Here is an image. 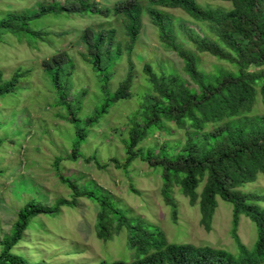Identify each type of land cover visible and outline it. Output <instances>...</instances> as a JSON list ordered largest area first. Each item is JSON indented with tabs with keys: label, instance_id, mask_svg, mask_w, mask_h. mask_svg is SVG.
Segmentation results:
<instances>
[{
	"label": "rangeland",
	"instance_id": "obj_1",
	"mask_svg": "<svg viewBox=\"0 0 264 264\" xmlns=\"http://www.w3.org/2000/svg\"><path fill=\"white\" fill-rule=\"evenodd\" d=\"M74 0H0V20L10 13H30L51 3ZM99 9L112 10L129 0H88ZM140 1V0H139ZM144 6L146 0H141ZM202 6L229 10L231 4L222 0H197ZM176 19L180 43L196 53L201 70L216 73L219 68L233 69L216 57L201 53L188 42V29L197 34L215 37L207 26L191 18L180 9L160 8ZM183 25V29H178ZM28 30L42 33L41 38L29 33L16 36L0 31V72L4 82L20 71L19 85L10 94L0 96V252L2 241L13 234L18 214L29 203L42 207H54L59 200L71 202L74 188L64 184L60 176L71 180L81 192L95 191V197L113 203L124 211L131 221H142L151 232L160 230L172 244L210 246L237 252L236 237L252 250L257 240L255 224L241 215L234 226L233 206L218 199L212 230L208 232L201 223L199 204H192L182 194L180 186H173L171 197L177 206L176 214L164 195L161 169L150 168L141 160L134 161L126 170L121 164L126 158L124 141L128 138L130 117L136 112L147 94L152 93L146 67L150 66L159 76L177 73L186 77L184 63L178 55L161 43L158 31L149 17L143 15L138 42L129 54L131 46L125 21L112 12L108 17L94 14L46 15L31 21ZM86 29L95 32L115 31L113 55L120 45L121 57L115 61L105 56L101 67L108 70L109 84L105 87L103 75L90 62L87 46L82 38ZM67 55L65 73L61 75V89L55 88L44 63L55 55ZM114 56V55H113ZM131 57V62H129ZM129 75L133 76L131 98L120 100L99 118L98 123L88 120L114 93ZM65 92V99L59 93ZM252 115L264 116L260 99ZM73 119V120H72ZM76 120V122L74 121ZM169 133L156 131L140 147L182 146L186 132L167 124ZM83 135L76 159L72 151ZM94 161H88L89 158ZM60 159L59 170L55 162ZM60 173V174H58ZM95 184H94V183ZM100 187L102 189H98ZM203 184L198 188L199 195ZM259 196L256 202L264 208V176L240 188ZM75 206H62L59 213L41 214L33 218L22 240L12 253L25 258L30 264H99L102 261L133 262L139 258L129 244V231L106 213L100 221V205L85 197H79ZM108 214L111 216L108 218ZM111 237L100 239L101 224ZM149 225V226H148Z\"/></svg>",
	"mask_w": 264,
	"mask_h": 264
},
{
	"label": "trees",
	"instance_id": "obj_2",
	"mask_svg": "<svg viewBox=\"0 0 264 264\" xmlns=\"http://www.w3.org/2000/svg\"><path fill=\"white\" fill-rule=\"evenodd\" d=\"M146 1L147 5L144 6L141 0H129L110 11H103L97 3L88 0L51 3L35 12L10 13L9 18L0 20V31H8L16 36L29 33L41 38V32L28 30L27 26L46 15L94 14L108 17L114 12L125 21L131 43L128 51L132 55L142 29L143 15L146 14L157 29L161 43L167 50L175 52L184 63L186 77L176 72L159 76L150 66L146 67L153 92L146 95L130 117L131 126L124 141V163L117 159L112 161L124 170L138 159L150 168L161 169L163 192L173 212L176 214L177 206L171 193L173 186L178 185L192 204H199L201 223L208 232L212 230L218 199L230 203L233 206L234 226H237L241 215L255 224L257 240L253 249L244 246L236 235V253L210 246L169 243L162 231L146 230V224L142 221H131L113 203L95 197V191L80 192L71 180L59 175L62 183L74 188L73 200L62 199L56 206L46 208L32 202L21 210L12 236L2 241L0 264H30L25 258L12 253L30 221L41 214L59 213L62 206H75L79 197L92 199L100 205V221H105L106 213L113 211V217L129 231L130 246L139 254V258L131 263L102 261L99 264H264V208L256 203L261 200L258 195L240 190L257 181L259 175L264 176V116L252 115L259 97L264 106V0H222L231 4L229 10L202 6L197 0ZM160 8L180 9L205 24L215 39L188 29V42L198 52L210 54L230 64L233 69L219 68L216 73L201 70L196 53L178 41L176 19ZM178 27L184 28L183 25ZM114 39V30L107 34L92 29H86L82 38L90 51V62L103 75L105 87L110 79L108 70L101 67L102 58L105 56L110 60L114 57L117 61L121 57L120 45L114 56L109 49L105 50L106 44L108 48L114 46ZM66 61L67 55L63 53L44 63L47 74L58 90L61 89L60 78L65 73ZM22 74L17 71L4 82L0 72V96L13 92ZM132 83L133 76L129 75L88 122L98 123L99 118L114 104L131 98ZM59 94L61 99H65V92ZM168 123L185 130L182 146L175 148L165 143L160 147H140L156 131L169 133ZM79 140L72 151V159L80 156L78 152L84 136L80 135ZM87 160L94 161V158ZM59 162L60 159L55 162L56 171L59 170ZM202 184L199 195L198 188ZM110 216L108 214L107 217ZM97 234L100 239L108 240L111 237L104 223Z\"/></svg>",
	"mask_w": 264,
	"mask_h": 264
}]
</instances>
